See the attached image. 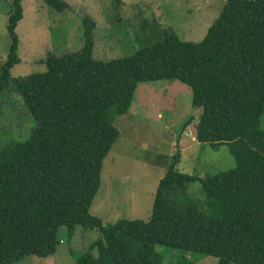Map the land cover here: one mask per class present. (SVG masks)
Returning a JSON list of instances; mask_svg holds the SVG:
<instances>
[{
    "label": "trees",
    "instance_id": "obj_1",
    "mask_svg": "<svg viewBox=\"0 0 264 264\" xmlns=\"http://www.w3.org/2000/svg\"><path fill=\"white\" fill-rule=\"evenodd\" d=\"M11 1L13 43L0 71V97L15 83L38 123L29 140L0 150V264L50 258L61 231L72 237L77 227L101 236L77 264L190 263L185 255L166 263L157 251L163 246L215 256L219 264H264V0H228L202 41L169 31L110 60L96 56L98 22L85 15L80 50L48 53L47 71L18 78L12 72L22 62L17 29L25 9L24 0ZM43 1L57 12L72 9L66 0ZM163 80L192 88L194 106L203 108L197 140L230 146L237 165L201 178L177 169L178 153L150 221L105 226L90 209L120 136L114 120L130 112L142 83ZM196 181L205 200L188 193Z\"/></svg>",
    "mask_w": 264,
    "mask_h": 264
},
{
    "label": "rangeland",
    "instance_id": "obj_2",
    "mask_svg": "<svg viewBox=\"0 0 264 264\" xmlns=\"http://www.w3.org/2000/svg\"><path fill=\"white\" fill-rule=\"evenodd\" d=\"M73 5L69 11L57 12L43 0H24L25 18L17 32L20 38V59L13 76L47 71L33 66L30 58L76 52L84 44L85 15L98 22L97 57L110 60L131 55L136 48L163 38L169 31L179 39L199 42L223 11L228 0H66ZM254 1V0H252ZM75 5V6H74ZM13 2L0 0V71L9 59L12 39L9 20ZM35 54V57L32 55ZM48 56V55H47ZM46 58L39 57L37 60ZM22 61V60H21ZM33 67L26 72L28 66ZM26 70V71H25ZM23 71V72H21ZM25 71V72H24ZM192 88L180 81L142 83L136 92L130 112L117 117L114 125L120 133L118 141L104 160L102 186L90 209L107 226L121 220L149 222L158 188L175 155L179 153L180 172L211 177L236 167L230 146L200 144L196 125L203 108L193 104ZM0 150L31 138L36 117L26 106L17 85L0 97ZM193 119L184 131V125ZM264 130V116L261 119ZM192 134L193 138L187 137ZM188 193L205 200L201 181L191 182ZM195 199V198H194ZM197 199V198H196ZM56 255L40 259L29 257L20 264H77L90 246L101 239L98 230L77 227L70 237L63 229ZM165 262L186 256L189 264H219L215 256L203 258L190 252L158 247ZM97 253V252H96Z\"/></svg>",
    "mask_w": 264,
    "mask_h": 264
},
{
    "label": "crops",
    "instance_id": "obj_3",
    "mask_svg": "<svg viewBox=\"0 0 264 264\" xmlns=\"http://www.w3.org/2000/svg\"><path fill=\"white\" fill-rule=\"evenodd\" d=\"M70 3V2H69ZM72 7H73V5H71ZM75 6V5H74ZM48 55V54H47ZM47 55H45L46 56V58H42V59H39V60H37V58H39V57H45V56H38V57H36V58H30L27 62H30V63H34V65L33 66H36V65H38V66H40V65H42V66H45L46 64H43V62L47 59ZM33 57H35V54L34 55H32ZM22 60V63H24V60L23 59H21ZM22 65V64H21ZM26 66H28V64L26 65ZM18 67V66H17ZM16 67V68H17ZM29 68H27L26 70H28V71H26V72H30L31 71V69H33V67H30V66H28ZM15 68V69H16ZM14 69V70H15ZM18 69V68H17ZM24 71V72H25ZM21 72H23V71H21ZM29 74H32V73H24L23 75H19V77H22V76H27V75H29ZM15 77V76H14ZM16 78H18V77H16Z\"/></svg>",
    "mask_w": 264,
    "mask_h": 264
},
{
    "label": "built area",
    "instance_id": "obj_4",
    "mask_svg": "<svg viewBox=\"0 0 264 264\" xmlns=\"http://www.w3.org/2000/svg\"><path fill=\"white\" fill-rule=\"evenodd\" d=\"M187 137H189V138H193V135H192V134H188Z\"/></svg>",
    "mask_w": 264,
    "mask_h": 264
}]
</instances>
